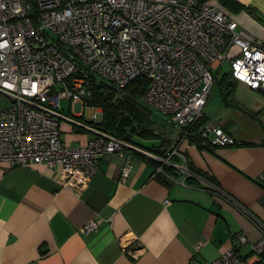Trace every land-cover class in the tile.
I'll return each mask as SVG.
<instances>
[{"label": "built area", "instance_id": "obj_1", "mask_svg": "<svg viewBox=\"0 0 264 264\" xmlns=\"http://www.w3.org/2000/svg\"><path fill=\"white\" fill-rule=\"evenodd\" d=\"M229 62L230 74L254 90L264 91V41L240 27L219 3L203 0H0V91L9 95L0 111V161L12 167L62 165L64 183L83 190L106 153H125L126 143L95 129L85 145L64 142L61 100L89 107L93 82L104 80L123 91L139 77L148 79L142 100L167 117L182 139L203 116L216 79ZM95 80V81H93ZM93 111V118L97 114ZM210 147L238 144L217 123L198 132ZM160 161L155 172L184 155L179 145L165 154L146 153ZM132 169H123V181ZM190 176L195 173L187 171ZM264 183V170L259 176ZM204 189L238 208L263 233L257 241L236 234L237 246L213 261L189 264H260L264 224L234 196L213 182ZM91 219L82 231L97 228ZM249 244L247 257L239 247Z\"/></svg>", "mask_w": 264, "mask_h": 264}, {"label": "crops", "instance_id": "obj_2", "mask_svg": "<svg viewBox=\"0 0 264 264\" xmlns=\"http://www.w3.org/2000/svg\"><path fill=\"white\" fill-rule=\"evenodd\" d=\"M234 1L231 17L264 41V0ZM225 66L217 83L230 74ZM233 83L234 89L254 92L242 82ZM224 91L226 85L219 91V109L204 112V120L234 135L237 145L213 148L201 144L195 133L182 139L180 130L167 123L164 132L144 138L150 148L146 151L104 154L83 190L64 183L62 165L12 167L0 161V264H189L219 258L237 246L238 233L250 241L262 238L252 218L203 187L205 181L215 183L264 224V183L259 181L264 170V99L234 90L226 100ZM10 101L0 91V111ZM61 111L66 144L85 145L95 136L81 102L72 106L61 100ZM173 145L184 155L174 156L171 165L156 173L146 153L162 156ZM129 159L132 169L123 181ZM91 219L97 220V228L84 233L82 227ZM239 252L247 257L250 245L240 246Z\"/></svg>", "mask_w": 264, "mask_h": 264}, {"label": "trees", "instance_id": "obj_3", "mask_svg": "<svg viewBox=\"0 0 264 264\" xmlns=\"http://www.w3.org/2000/svg\"><path fill=\"white\" fill-rule=\"evenodd\" d=\"M216 1L229 12H232L234 6L233 4L236 3L234 0ZM226 75H229L233 81L236 80L231 74L227 73L220 81L223 86L226 85V91L223 92V95L227 100V98L234 93L235 89L233 87V81L231 80L228 82ZM217 81L218 78L216 79V82ZM148 82L147 78L139 77L127 85L123 91L115 89V87L104 80L93 82L94 87L92 90L95 92V99L93 100V103L101 106L104 110V120L101 122L103 127L100 126L103 131L119 137L117 132L124 134V130H126L127 126H130L131 131L138 134H149L146 136H152L156 130H160L153 124L154 122L151 120L146 108L141 103L143 101L142 97L148 86ZM108 91L111 92L108 96L109 98L106 99ZM89 101H91V99H89ZM204 118L205 116L203 114V116L197 120L195 125L192 127L190 137H192L194 133L198 136L197 132L200 126L205 124ZM156 134L159 135V133ZM149 160L152 161L150 158Z\"/></svg>", "mask_w": 264, "mask_h": 264}, {"label": "rangeland", "instance_id": "obj_4", "mask_svg": "<svg viewBox=\"0 0 264 264\" xmlns=\"http://www.w3.org/2000/svg\"><path fill=\"white\" fill-rule=\"evenodd\" d=\"M229 67H230V64L228 62L226 64L225 68H224V71H228ZM220 88H224V86H223V84H221L219 82V83H217V86H215L212 89V91L210 92L209 97H208V105L204 109L205 113L214 114L215 110L219 109L217 105H218V103H222L220 92H219ZM253 91L254 92H249L248 90L240 88V87L239 88L237 87L235 89V93L238 94V95H241V96H244V97H251L252 99H258L259 97H262L264 99V93H261L259 90H254V89H253ZM94 93L95 92L92 90L91 98H90L91 101L88 102L89 107H87L85 109L84 114H85L86 117L90 118L91 122L94 125V128L103 130L102 128H100V126L103 127V125H101V122L104 120L103 119L104 118V110H103V108L101 106L95 105L93 103V100L95 99ZM141 103L146 108V110H147L151 120L154 122L153 124L155 126H158V125L159 126H166L167 125V122H166L167 121V117H166L165 114H163L160 111H157L156 109H154L152 106H150L149 104H147L144 101H142ZM83 107H84V105H83ZM81 109L82 108H81L80 105H76V112H81L82 111ZM95 109L98 112H97L95 118H93V111ZM117 133L119 134V138H121L126 143V146L124 148L126 151L131 150V151H137L138 152L140 150L141 151L142 150L146 151L147 149H150L143 142L145 137H149V136H146V135H149V134H138V133H136L134 131H131L130 126L126 127V130H124V134L119 133V132H117ZM152 136H154V134ZM157 151L159 153L163 152V151L161 152L159 150H157ZM151 160H152V162H154V165L156 167L161 165L160 161H156V160H153V159H151ZM163 169H164V166H163ZM262 259H263V257H262Z\"/></svg>", "mask_w": 264, "mask_h": 264}, {"label": "water", "instance_id": "obj_5", "mask_svg": "<svg viewBox=\"0 0 264 264\" xmlns=\"http://www.w3.org/2000/svg\"><path fill=\"white\" fill-rule=\"evenodd\" d=\"M111 91H108L107 95H106V99H108V96L110 94ZM156 128H159L162 132L164 131L163 127L162 126H156Z\"/></svg>", "mask_w": 264, "mask_h": 264}]
</instances>
